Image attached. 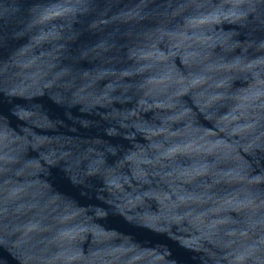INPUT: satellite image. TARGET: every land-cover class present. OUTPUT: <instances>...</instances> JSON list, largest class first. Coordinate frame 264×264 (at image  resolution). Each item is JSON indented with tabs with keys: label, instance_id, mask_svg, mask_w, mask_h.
<instances>
[{
	"label": "water",
	"instance_id": "obj_1",
	"mask_svg": "<svg viewBox=\"0 0 264 264\" xmlns=\"http://www.w3.org/2000/svg\"><path fill=\"white\" fill-rule=\"evenodd\" d=\"M0 264H264V0H0Z\"/></svg>",
	"mask_w": 264,
	"mask_h": 264
}]
</instances>
